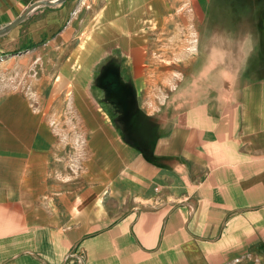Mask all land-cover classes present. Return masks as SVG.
<instances>
[{
  "label": "crops",
  "instance_id": "0c3cea01",
  "mask_svg": "<svg viewBox=\"0 0 264 264\" xmlns=\"http://www.w3.org/2000/svg\"><path fill=\"white\" fill-rule=\"evenodd\" d=\"M41 1L0 0V28ZM183 4L68 0L0 37V264H264V10L220 4L179 48ZM41 49L52 72L22 83ZM108 68L129 113L104 95ZM64 102L79 158L57 125Z\"/></svg>",
  "mask_w": 264,
  "mask_h": 264
},
{
  "label": "rangeland",
  "instance_id": "374dc122",
  "mask_svg": "<svg viewBox=\"0 0 264 264\" xmlns=\"http://www.w3.org/2000/svg\"><path fill=\"white\" fill-rule=\"evenodd\" d=\"M239 1H241V0H233V3L237 4ZM248 1L251 2V0H248ZM201 2H202L201 6L203 8L197 4L196 0H184V4L182 6H178V12L186 13L189 16V22L188 23L185 22L184 27L181 28L184 31H180V32L176 33V34H179L177 37H174V36L169 37L168 38L169 41L167 42V44L170 45V41H174V43H172V44L173 45L176 44L177 46H179V48H180V45H185L186 43L187 44L189 43L190 45H194V46L197 45L198 42H197L196 37L191 36L192 33L187 32V31H190L192 29H203V30H205V28L206 29H208V28L213 29V27H210L211 22H210L209 18L212 15L211 13L215 9H217L218 6H220V4H222L224 6V8H223L224 10H222V11L225 13H227V12L234 13L235 11H238L237 9H234V6H232V7H229V5L227 6L229 0H202ZM253 2H254V6H251V8H249L246 11H250V12L258 11L260 14H262L263 10H264V5L262 2H264V0H253ZM253 30H254V33H256L255 31L258 30V26L253 27ZM202 39L203 38H200V41H199V44H201V46L204 45L202 43ZM187 40L189 42H187ZM44 44L45 45L47 44L45 42V40H43L42 42L39 43V45H44ZM208 44L206 43V45H208ZM35 47H36V45H35ZM35 47H34V45H32V46L30 45L29 47L21 48V49L17 50L15 53H20L23 51L25 52V50H32ZM175 49H176V47H175ZM35 50H33V51H35ZM39 55H40L39 59L45 61V62H43L45 64H43V65L41 64V67L43 69H41V67H38L35 61L32 62L29 69L27 70V75H26L27 78H25L24 82H22V83H26L27 79L34 77V76L36 77L38 74L47 76V78L49 77L50 73L52 72L51 65L53 64L52 62L54 61L53 58L56 57V54L50 49H47V50L41 49ZM150 57H151V60L156 62V65L158 67H160L161 69H163V68L159 65H161L163 62H165V63L167 62V64L169 66L171 65L174 68H176L175 66L180 65L179 56L174 55V54H170V53H167V54L157 53L156 54V53H153V54H151ZM34 59H36V58H34ZM162 71L164 72V70H162ZM179 73L180 72H178V74L173 73L172 76L174 78H177L180 75ZM4 74H5L4 69L0 70V85H3L6 82ZM18 82L21 84L20 79L18 80ZM34 86L35 85H31L28 83L27 87L33 88ZM161 87H162V89H164V85H161ZM161 87L160 86L158 87L157 92L161 91ZM43 88H44V91H46L48 94L50 93L51 87L49 85L47 86V84H45L43 86ZM145 96H143L142 101L144 100ZM63 105L65 108V111L62 113L60 121L57 122V125L58 126L60 125L63 128V130L67 132V134L70 133L68 136H66L67 137L66 141L69 143V147H70L71 151H73V157L79 158V157H81V154L79 151L82 148L83 142L80 139V137H81L80 133L77 132L78 131V127H77L78 121L73 116L72 111L70 110V104L64 102V103H62V106ZM64 108H62V109H64ZM137 117H139V116H137ZM137 117H133L132 118L133 120H131V121H134L135 118H136V121H139ZM147 128L150 131L153 130L151 132L153 136L158 135L156 130L154 131V128L152 126H150L149 124L147 125Z\"/></svg>",
  "mask_w": 264,
  "mask_h": 264
},
{
  "label": "flooded vegetation",
  "instance_id": "af4514ba",
  "mask_svg": "<svg viewBox=\"0 0 264 264\" xmlns=\"http://www.w3.org/2000/svg\"><path fill=\"white\" fill-rule=\"evenodd\" d=\"M113 71V68L106 69L103 72V75H101V77L99 78V82L104 89V95L108 97L112 96L114 98H117L118 100H123L127 106V113H129L128 109H130L131 105L133 104V94L128 88L121 85H114L111 81L106 80V78L110 77L109 75H111ZM137 127L141 129V127L143 126L141 123H137Z\"/></svg>",
  "mask_w": 264,
  "mask_h": 264
},
{
  "label": "water",
  "instance_id": "95a60500",
  "mask_svg": "<svg viewBox=\"0 0 264 264\" xmlns=\"http://www.w3.org/2000/svg\"><path fill=\"white\" fill-rule=\"evenodd\" d=\"M68 0H51V1H41L34 3L32 6H30L19 18H17L15 21L10 23L9 25L0 28V37L8 34L11 32L13 29H15L17 26L22 24L29 16V14L36 8L41 7V6H49L53 7L56 5H60L65 3Z\"/></svg>",
  "mask_w": 264,
  "mask_h": 264
}]
</instances>
